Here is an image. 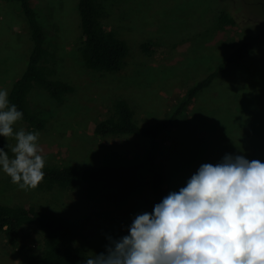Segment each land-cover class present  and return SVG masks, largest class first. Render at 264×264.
<instances>
[{"label":"rangeland","instance_id":"obj_1","mask_svg":"<svg viewBox=\"0 0 264 264\" xmlns=\"http://www.w3.org/2000/svg\"><path fill=\"white\" fill-rule=\"evenodd\" d=\"M78 0H32L54 55L55 78L73 85L63 101L33 89L32 106L46 120L39 132L46 165H128L140 163L152 140L139 135L97 138L95 124L106 118L112 101L130 103L140 126L165 119L188 88L205 78L241 42L251 54L202 90L178 123L158 141L155 168L164 177L163 198L186 186L205 163L242 155L264 163V0H105L103 22L127 41L130 54L119 73L89 72L78 47ZM226 10L235 25L221 29ZM153 43L149 54L141 45ZM31 47L30 28L16 2L0 0V89H11ZM29 131L18 121L14 131ZM12 156L14 138H4ZM134 192L122 196L102 183L74 189L24 191L0 171V203L35 205L52 211L73 231L74 244L89 254L105 251L109 238L128 234L136 215L149 213L151 171H136ZM38 229L19 230L14 244L0 232V264L34 259L42 251Z\"/></svg>","mask_w":264,"mask_h":264},{"label":"trees","instance_id":"obj_2","mask_svg":"<svg viewBox=\"0 0 264 264\" xmlns=\"http://www.w3.org/2000/svg\"><path fill=\"white\" fill-rule=\"evenodd\" d=\"M16 2L30 28L31 47L21 75L13 82L9 91V101L22 111L21 122L27 124L30 132H41L45 129L46 120L32 106L29 99L35 88L44 90L55 101L61 102L74 91L72 84L55 78L53 67L54 55L46 46V33L39 21L32 0H4ZM103 1L78 0L77 10L81 40L78 47L84 67L94 73H119L125 66L130 54L126 40L119 37L115 30L103 22ZM217 23L221 29L235 25V20L226 10H222ZM152 42L141 45L145 54H149ZM252 45L241 42L232 49L205 78L188 88L184 96L172 108L169 115L150 126H140L135 113L127 99L117 97L112 101L110 114L98 121L93 129L97 138L123 137L139 135L152 140L150 148L140 163L128 165H83L53 164L44 168V180L37 187L42 191L53 189H74L82 184L102 183L114 188L122 196H128L136 189V171L145 166L151 171V200L149 213L155 204L163 199L164 177L155 168V157L158 141L170 127L182 119L189 104L212 82L221 77L231 64L251 54ZM0 148L5 151L7 142L0 138ZM26 225L35 226L41 238L42 251L34 259L17 264H84L90 255L83 246L74 244L72 229L63 223L54 212L31 205H6L0 203V232L5 234L7 242L14 244L19 230Z\"/></svg>","mask_w":264,"mask_h":264},{"label":"clouds","instance_id":"obj_3","mask_svg":"<svg viewBox=\"0 0 264 264\" xmlns=\"http://www.w3.org/2000/svg\"><path fill=\"white\" fill-rule=\"evenodd\" d=\"M22 118L0 89V137L16 142L12 156L0 148V171L28 191L43 182L46 160L39 132L14 131ZM127 231L84 264H264V163L226 154L202 164Z\"/></svg>","mask_w":264,"mask_h":264}]
</instances>
